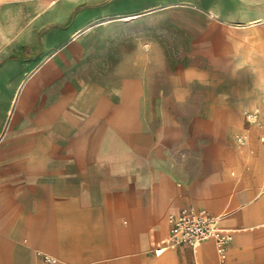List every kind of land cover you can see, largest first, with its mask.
I'll return each mask as SVG.
<instances>
[{
    "label": "crops",
    "instance_id": "crops-1",
    "mask_svg": "<svg viewBox=\"0 0 264 264\" xmlns=\"http://www.w3.org/2000/svg\"><path fill=\"white\" fill-rule=\"evenodd\" d=\"M98 1L27 0L24 24L0 10V264H264V123L245 116L264 119V0H181L204 10L189 52L225 72L120 96L82 83L64 26L70 6ZM191 208L232 231L225 259L214 240L155 253Z\"/></svg>",
    "mask_w": 264,
    "mask_h": 264
},
{
    "label": "rangeland",
    "instance_id": "rangeland-1",
    "mask_svg": "<svg viewBox=\"0 0 264 264\" xmlns=\"http://www.w3.org/2000/svg\"><path fill=\"white\" fill-rule=\"evenodd\" d=\"M19 1L21 5L0 6V10L19 8V19L24 24L33 7L26 4L27 0ZM180 1L101 0L70 6L71 15L64 26L70 34L74 32L69 40H74L85 52V68L79 75L82 83H93L106 95L120 96L126 88L138 93L140 85L136 86L135 81L159 80L164 82L165 93L172 94L184 93L190 78L220 77L225 71L205 70L210 66L211 55L189 52L190 19L204 10ZM205 1L211 2L202 0ZM131 14L138 16L124 21L123 17ZM59 25L54 23L53 27ZM89 26L86 33L76 34ZM131 81L133 85L128 86ZM99 104L102 110L110 108L107 102ZM117 104L124 108V103ZM151 104L150 108L155 109ZM165 104L174 105L171 100Z\"/></svg>",
    "mask_w": 264,
    "mask_h": 264
},
{
    "label": "built area",
    "instance_id": "built-area-1",
    "mask_svg": "<svg viewBox=\"0 0 264 264\" xmlns=\"http://www.w3.org/2000/svg\"><path fill=\"white\" fill-rule=\"evenodd\" d=\"M246 119L251 124L263 125L264 119L259 109L245 112ZM233 239L231 230L220 226L219 217L205 209H185L171 219L170 233L155 250L157 255L169 247L188 245L197 247L203 241L214 240L223 259ZM47 264H54L53 259L45 256Z\"/></svg>",
    "mask_w": 264,
    "mask_h": 264
},
{
    "label": "bare ground",
    "instance_id": "bare-ground-1",
    "mask_svg": "<svg viewBox=\"0 0 264 264\" xmlns=\"http://www.w3.org/2000/svg\"><path fill=\"white\" fill-rule=\"evenodd\" d=\"M136 17V16H135Z\"/></svg>",
    "mask_w": 264,
    "mask_h": 264
}]
</instances>
